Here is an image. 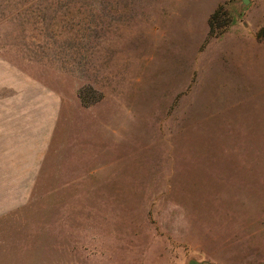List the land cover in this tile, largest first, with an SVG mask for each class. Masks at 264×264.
I'll use <instances>...</instances> for the list:
<instances>
[{"label": "rangeland", "instance_id": "1", "mask_svg": "<svg viewBox=\"0 0 264 264\" xmlns=\"http://www.w3.org/2000/svg\"><path fill=\"white\" fill-rule=\"evenodd\" d=\"M244 1L0 0V264H264Z\"/></svg>", "mask_w": 264, "mask_h": 264}, {"label": "trees", "instance_id": "2", "mask_svg": "<svg viewBox=\"0 0 264 264\" xmlns=\"http://www.w3.org/2000/svg\"><path fill=\"white\" fill-rule=\"evenodd\" d=\"M215 16H216V11H214L208 18V32H207L208 35L212 33V27H211L212 18H214Z\"/></svg>", "mask_w": 264, "mask_h": 264}, {"label": "water", "instance_id": "3", "mask_svg": "<svg viewBox=\"0 0 264 264\" xmlns=\"http://www.w3.org/2000/svg\"><path fill=\"white\" fill-rule=\"evenodd\" d=\"M243 3H245L244 0H242ZM188 264H195L194 261H189Z\"/></svg>", "mask_w": 264, "mask_h": 264}]
</instances>
